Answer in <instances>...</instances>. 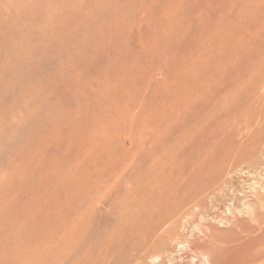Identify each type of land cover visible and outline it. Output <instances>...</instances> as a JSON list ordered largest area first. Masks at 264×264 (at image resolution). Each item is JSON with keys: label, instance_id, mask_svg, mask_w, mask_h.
<instances>
[{"label": "rangeland", "instance_id": "1", "mask_svg": "<svg viewBox=\"0 0 264 264\" xmlns=\"http://www.w3.org/2000/svg\"><path fill=\"white\" fill-rule=\"evenodd\" d=\"M13 148L44 264H264V0H0V185Z\"/></svg>", "mask_w": 264, "mask_h": 264}, {"label": "bare ground", "instance_id": "2", "mask_svg": "<svg viewBox=\"0 0 264 264\" xmlns=\"http://www.w3.org/2000/svg\"><path fill=\"white\" fill-rule=\"evenodd\" d=\"M164 73H166V72H164ZM140 89H139V91H140ZM198 99H199V97H198ZM177 103H178V101H177ZM196 103H197V101H196ZM187 104L190 105V103H187ZM193 104L194 103L192 102V105ZM185 108H187V107L185 106ZM196 108H197V106H196ZM180 109H181V107H180ZM176 111H177V109H176ZM199 117H200V115H199ZM174 122H176V121H173V123ZM201 122H202V119H201ZM56 123H57V120L54 119V117L52 119H50V121H49L50 128L53 127L52 124L55 125ZM173 123H171V124H173ZM198 125H200V124H198ZM215 126H217V125H215ZM195 127H197V126H195ZM19 128H20V126H19ZM206 132H207V130H206ZM53 136H55V135H53ZM12 138H13V140H15V141L12 140V143L15 144V147L17 145H20V143L17 142V139H14V137H12ZM223 139H222V141H223ZM213 143H215V142H213ZM39 144H41V143H39ZM52 144H53V142H52ZM207 145H208V143H207ZM205 149H206V147H205ZM202 150H203V148H202ZM211 150H213V149H211ZM6 151H8V150H6ZM206 151H207V149H206ZM208 152H210V151H208ZM201 153L203 154V152H201ZM9 154L13 155V158L15 159L17 164L15 166H9V168H5V170H4L5 174H3V177H5V178H4V181L2 182V184L0 185V194H1V196H0V264H44L46 261V258L48 256V253L57 252V248H53V249L52 248H49V249L44 248V246H43L44 243L42 244L44 236L42 234L40 237L35 236V235L21 234L19 232L17 226L16 227L14 226V224H16L17 222L25 223L26 221L36 222V221L41 220L42 216L37 215L36 211L37 210L41 211L43 208V206L41 204V202H42L41 199L44 196L42 193V191H43L42 189L44 187L43 186V180L41 178L42 177V171L40 173V171L36 170V168L34 166L37 163L36 162L37 158L32 157L31 154L29 155L28 150H27V152H25V151H18L17 148L16 149L13 148V149H10ZM208 155H209V153H208ZM56 156L57 155L55 153H53V157L55 158ZM37 160H39V159H37ZM38 164H39V162H38ZM49 174L50 173H48V175ZM162 234H163V236L156 238L155 240L158 242H164L166 239L170 240V237H172V236H174V234H176L175 227L174 226H167V228L163 230ZM149 235L150 234H145V236H149ZM142 237H144V236H142ZM151 241H153V240H151ZM174 241H176V239ZM176 244L178 245L176 248H178L179 251H178V249L173 251L169 246V252L167 251L168 253L166 252L167 254H165L160 259H159V257H157L153 261V264H185V263H187L184 261V256H186L184 254L187 250L186 244H181L179 242H177ZM189 246H190V244H189ZM240 249L243 250V248H240ZM188 250H189V247H188ZM245 250H246V248L243 251H245ZM58 251L60 252V250H58ZM243 251H241V252H243ZM59 252L57 254H59ZM245 253L248 255L247 252H245ZM54 254H56V253H54ZM240 254L241 253L239 251V255ZM243 255H244V253L241 256L243 257ZM261 256L262 255H260L259 257H261ZM234 259H236V258H234ZM240 259H241V257H240ZM251 259L253 260V258H251ZM241 260H243V259H241ZM233 261H235V260L230 261V262H232L230 264H233L234 263ZM237 261H240V260L238 259ZM250 262H251V260H250ZM236 263H234V264H236ZM243 263H244V261H243ZM240 264H242V262ZM244 264H248V263L246 262Z\"/></svg>", "mask_w": 264, "mask_h": 264}]
</instances>
